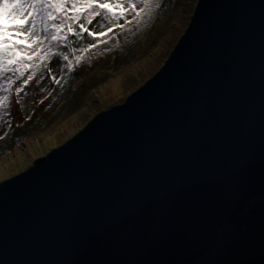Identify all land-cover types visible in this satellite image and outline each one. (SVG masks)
<instances>
[{"label":"water","instance_id":"obj_1","mask_svg":"<svg viewBox=\"0 0 264 264\" xmlns=\"http://www.w3.org/2000/svg\"><path fill=\"white\" fill-rule=\"evenodd\" d=\"M263 193L264 0H199L159 71L0 183V264H186Z\"/></svg>","mask_w":264,"mask_h":264},{"label":"rangeland","instance_id":"obj_2","mask_svg":"<svg viewBox=\"0 0 264 264\" xmlns=\"http://www.w3.org/2000/svg\"><path fill=\"white\" fill-rule=\"evenodd\" d=\"M198 2L148 0L144 4L142 0H135V11L125 4L128 10L123 12V16L126 19L113 15V12H122L121 8L115 7L113 12L104 11L96 17L93 25L99 21V29L106 33L96 36L88 33L75 35L79 17L71 5L67 6L64 19L60 18L57 10L55 20L38 15L35 8L39 5L30 9H27L28 5H22L20 14L27 16L31 11L32 15L27 18L29 24L35 22V27L24 33L25 45L21 46L24 49L21 55L30 54L32 59H26L27 67L21 66L16 73L11 71L14 66H9L6 60L0 63V183L24 172L34 164V160L46 156L79 133L101 111H88L85 107L90 101L105 105L102 109L105 110L122 102L140 87L126 92L121 84L127 77L137 78L135 86L149 80L169 58L173 45L178 43L189 26ZM68 17L74 19L69 20ZM80 22L93 30L86 19ZM54 23L62 25L60 32L51 28ZM110 26L112 31L109 32ZM53 35L56 40L51 39ZM146 36L153 37V45L142 53L146 45L136 47L134 42L137 38L144 40ZM92 43L96 47L90 48ZM28 45H31V50ZM57 54H60V63L52 67ZM64 56L68 59L65 60ZM122 56L127 58L122 59ZM106 60L105 68L96 67L97 62ZM40 65L43 66L42 75L38 73L39 76L33 78ZM29 75L32 79L24 84ZM17 85L21 89L19 92ZM38 105L44 106L55 120L48 122L47 116L38 111ZM255 201H264V193L251 199L252 203ZM220 231L224 237L227 236L223 241L227 238L231 244H235L234 238L229 237L233 234L243 247L249 242L264 247V215L248 224H230ZM219 242L223 243L220 239ZM224 244L219 243V249ZM247 253V257L233 261L231 254L226 260L220 256L215 264H264V257H255L251 247L247 248ZM214 258L215 254L207 264L213 263Z\"/></svg>","mask_w":264,"mask_h":264},{"label":"snow or ice","instance_id":"obj_3","mask_svg":"<svg viewBox=\"0 0 264 264\" xmlns=\"http://www.w3.org/2000/svg\"><path fill=\"white\" fill-rule=\"evenodd\" d=\"M148 0H142V3L146 4ZM27 4L30 8H35V6L39 5V8H35L38 15L41 17H48L52 20L57 19L56 12L59 11L60 18L64 19V15L66 14L67 6L71 5L72 8L76 9V16L79 17V21H77V31L75 35H82L83 33H88L91 36L96 35H106V33L99 29V21L95 25H93V20L96 17H100L102 12L108 11L113 12L115 8H121L122 12L117 14L113 12V15H119L120 18H125L123 16V12L128 9L125 7V4L129 5L133 11L136 9L135 0H0V63L7 61V64L11 67V71L14 73L19 72L21 66L27 67L25 60H31L32 56L30 54L21 55L24 49L21 47L25 45V40L22 38L26 31L35 27V22L33 21L29 24L28 16L32 15V12L29 11L27 16L21 15V6ZM81 6V7H77ZM91 17V19H87V17ZM69 20L74 19L73 17H68ZM88 25H92L93 30H90L85 26V23L80 22L84 21ZM130 23L131 21H127ZM28 25V27H25ZM71 24L68 25L69 31H71ZM123 27V25H121ZM52 29L60 32L62 25L61 24H52ZM108 31H112L111 26L108 28ZM62 34V33H61ZM66 38V37H65ZM51 39L56 40V36H51ZM31 50V45L27 46ZM90 48L96 47L95 43L89 44ZM59 55L57 54V58L52 67L59 65ZM64 59L67 60L68 57L64 56ZM21 75H23L21 73ZM31 75L27 76L24 79L23 83L27 84L29 80H31ZM55 79V77H53ZM59 81H57L58 83ZM21 89L19 85H17V91L19 92ZM19 102L18 100L16 101ZM2 106V105H0ZM9 123V127H10Z\"/></svg>","mask_w":264,"mask_h":264},{"label":"trees","instance_id":"obj_4","mask_svg":"<svg viewBox=\"0 0 264 264\" xmlns=\"http://www.w3.org/2000/svg\"><path fill=\"white\" fill-rule=\"evenodd\" d=\"M154 26H155V24H154ZM187 29V28H186ZM158 32H160L161 31V29L160 28H158V30H157ZM186 31V30H185ZM185 31H184V33H185ZM152 38L153 37H148V36H146L145 37V39L144 40H142V39H140V38H137V39H135V42H134V44H135V46L136 47H138V46H140V45H142V44H144V45H146V48H143L141 51H142V53H145L148 49H150V47L153 45V40H152ZM176 45V44H175ZM175 45H173L174 47H175ZM174 47H173V49H174ZM172 49V50H173ZM172 50L170 51V52H172ZM171 54V53H170ZM170 54H169V56H170ZM135 56V55H134ZM168 56V57H169ZM167 57V58H168ZM122 59H126L127 57H125V56H122L121 57ZM166 58V59H167ZM108 64V60H106L105 62H103V61H100V62H97L96 63V67H98V68H105V66H103V65H107ZM5 65V64H4ZM98 65H101V66H98ZM43 66L42 65H40L39 67H38V69H37V73H35L34 74V77L33 78H35V76H39L38 75V73L39 74H41L42 75V73H43ZM160 70V69H159ZM158 70V71H159ZM154 75V74H153ZM138 83V81H137V78H135V77H132V76H129V77H127L126 79H125V81H124V84H121V88H123V89H127V91L126 92H129V90L131 89V88H134V87H139V86H141L143 83H139L137 86H135L136 84ZM99 84V83H98ZM31 89H32V87H31ZM105 106V105H104ZM104 106H100L99 105V103H97L96 102V100H94V102H89V104L88 105H86V107L85 108H87L88 109V111H90V112H92L93 110L95 111V110H101L102 111V109H103V107ZM37 108L38 109H40V110H38L41 114H43V115H46L47 116V118H48V122H51V121H53V120H55V117H53V115L46 109V108H44V106H42V105H38L37 106ZM84 108V109H85ZM100 108V109H99ZM83 109V110H84ZM100 111V112H101ZM32 122V121H31ZM232 237V238H234V240H235V244H231V243H229L228 242V239L226 238V240H224L223 241V238H225V237H227V236H225L224 237V235H223V233L220 231L219 232V238H221V241L223 242V243H225L224 245L225 246H227V247H225V246H223L222 247V249L220 248L219 249V246L220 245H217L213 250H211L210 252H208L206 255H204V256H202V257H200V258H198L197 260H195V261H192V262H188V263H186V264H207V262H209L210 260H211V257L215 254V258L213 259V263L212 262H210L209 264H215L216 263V260L220 257V256H222L225 260L226 259H228L227 257V255H229V254H231V257H229V258H231L232 259V261H233V259H240V258H242V257H247V255H248V253H247V248L248 247H251V252L253 253V255L255 256V257H257V256H262V257H264V247L261 245H257L256 243H251V242H249V243H244V247L241 245L242 243H240V242H237L238 241V239L236 238V237H234L233 236V234L231 235H229V237ZM220 244H222L223 245V243H221V242H219ZM227 248H229V249H227ZM221 252H226V253H221ZM217 253H219V255L217 254ZM217 254V255H216ZM222 254V255H221ZM210 256V257H209ZM205 257H206V259H205ZM209 257V258H208ZM204 258V259H203Z\"/></svg>","mask_w":264,"mask_h":264},{"label":"bare ground","instance_id":"obj_5","mask_svg":"<svg viewBox=\"0 0 264 264\" xmlns=\"http://www.w3.org/2000/svg\"><path fill=\"white\" fill-rule=\"evenodd\" d=\"M26 5H27V4H26ZM27 9H30V7L28 6ZM219 239H221V238H219ZM218 244H219V242H218ZM218 244H217V245H218Z\"/></svg>","mask_w":264,"mask_h":264}]
</instances>
